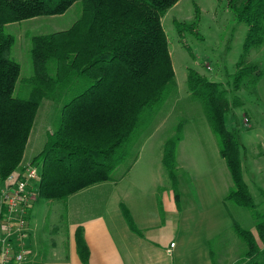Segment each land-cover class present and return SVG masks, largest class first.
<instances>
[{
  "label": "trees",
  "instance_id": "16d2710c",
  "mask_svg": "<svg viewBox=\"0 0 264 264\" xmlns=\"http://www.w3.org/2000/svg\"><path fill=\"white\" fill-rule=\"evenodd\" d=\"M179 1L0 0L1 181L20 168L38 111L46 100H59L62 108L55 131L48 133L44 149L33 160L42 166L39 197L62 202L66 208L71 196L113 181L118 167L134 158L127 169L131 168L139 156L145 114H153L178 93L162 19ZM77 3L82 11L72 28L32 38L34 74L21 80V65L13 59L16 40L5 27L64 15ZM228 3L236 22L248 26L236 71L229 76L230 86L235 93L245 92L261 104L258 85L264 67L248 58L252 51L264 48V0ZM177 30L181 34L187 28L179 24ZM187 86L191 97L203 105L232 179L225 202L247 209L255 222L257 236L233 221L232 230L247 247L243 261L264 264V209L256 204L244 179L242 128L228 127V116L246 105L238 95L231 103V90L193 69L188 72ZM183 138L180 124L176 135L164 144L163 165L177 200V151ZM135 148L138 152L134 155ZM260 193L264 203V189ZM124 213L137 232L131 215ZM76 238L81 259L88 263L82 230ZM211 258L215 264L212 249Z\"/></svg>",
  "mask_w": 264,
  "mask_h": 264
},
{
  "label": "rangeland",
  "instance_id": "374dc122",
  "mask_svg": "<svg viewBox=\"0 0 264 264\" xmlns=\"http://www.w3.org/2000/svg\"><path fill=\"white\" fill-rule=\"evenodd\" d=\"M81 11L82 5L77 3L64 15L39 17L21 23L9 24L5 27V32L14 36L16 40L13 59L21 65V80L29 79L34 74L31 60L32 38L69 30L79 19ZM162 24L169 41L178 93L174 96L171 95L153 114L151 111L145 114V120L140 128V139L144 142L150 134L152 140L141 156L142 162H144L143 167L141 169L136 167L140 174L135 178L143 179L144 173L146 177V172H148L146 169L152 165L148 161V156L154 153L159 156L157 154L160 152L161 156L164 155V143L176 135L177 126L182 124L184 138L177 151L178 176L180 174L184 177V183L192 185L201 182L202 179L208 182L210 176H207L206 172L212 171L215 174L219 170L224 172L226 180H229V185H231L230 173L224 160L222 163L218 144L206 119L203 105L200 101L194 100L188 90L187 76L189 70L193 69L210 81L222 83L225 89L231 90L229 94L231 103L238 95L247 106L242 112L239 109L233 110L228 116V127L230 129L242 128L240 132L243 133L241 142L244 148L241 158L242 164L245 163L243 171L249 180L251 194L263 211L262 204L264 203L260 190L264 189V154L261 159L254 160V151L260 148L261 143L253 137V133H246V130L253 123L256 124L264 120V105L245 92L235 93L232 91L229 77L236 71V64L243 52L248 26L236 22L233 12L229 8L228 0H180L162 19ZM179 24H183L187 28L181 34L177 30ZM257 52V50L252 51L248 60L250 63L264 67V54L263 56L258 55V57L256 56ZM52 104L47 101L42 103L33 127L35 133L32 132V141L27 147L25 162H22L20 167L31 163L30 161L33 162L47 141L46 133L55 131L62 103L58 100ZM49 106H53L52 109ZM43 125L41 131L40 126ZM39 133L40 135H38ZM37 141L38 144L35 145L34 142ZM159 144L160 146H158ZM137 152L138 148H135L133 154L135 155ZM133 159L131 158L120 165L113 175L114 178H119L132 164ZM34 163L35 165L39 164V162ZM165 176V179L158 177L155 179L159 184H170L166 170ZM217 179L221 186L225 185L224 177H217ZM60 204L64 203L60 202ZM48 206V201L38 197L33 204L31 213V225L32 228L34 226V236H36L40 250L44 246L42 242L44 232L51 234V224L56 216ZM227 206L230 216L229 225L236 221L243 228L257 234L255 222L247 209L237 207L230 202ZM66 213V208L63 207L60 224H66ZM223 231L222 235L210 243L215 255V264H230L229 256L225 254V250L231 237L236 241V248L241 249L243 254L247 250L246 245L237 238L232 228H225ZM258 261H261V258ZM242 263L254 264L252 262Z\"/></svg>",
  "mask_w": 264,
  "mask_h": 264
},
{
  "label": "crops",
  "instance_id": "0c3cea01",
  "mask_svg": "<svg viewBox=\"0 0 264 264\" xmlns=\"http://www.w3.org/2000/svg\"><path fill=\"white\" fill-rule=\"evenodd\" d=\"M263 54L264 48L256 56ZM258 94L264 105V79L258 85ZM46 101L55 103L52 100ZM49 107L52 109L53 106ZM246 107L239 108L240 112ZM43 127L40 126L41 131ZM248 129L246 133H253V137L261 143L260 148L254 151V160L261 159L264 154V120L253 123ZM32 132L23 163L27 147L32 141ZM151 140L152 135H149L141 142L143 147L142 150L140 148L136 162L119 178L71 196L66 204V224H60L65 204L48 201V208L56 216L51 224V234L44 232V246L41 250L30 217L29 245L32 255L28 261L17 264H214L210 243L222 235L225 228H232L233 225L232 222L228 224L230 216L228 203L225 202L233 184L229 185L224 172L219 170L215 174L212 171L206 172L210 176L208 182L202 179L192 185L184 183V177L179 174L177 200L169 177L170 184L167 185L159 184L155 179L166 177L161 152L157 154L159 156L156 153L148 156L152 165L147 167L146 177L144 173L143 179L137 180L135 177L140 172H137L136 167H143L141 156ZM34 143L37 145L38 141ZM43 149H40L41 152ZM216 176L224 177L225 185L221 186ZM244 179L249 184L245 173ZM124 210L131 215L137 232L129 226ZM79 229L88 247V263L83 262L78 251L76 235ZM172 244H175L173 248ZM225 251L230 264L253 263L251 260L243 261L242 250L236 248V241L232 237Z\"/></svg>",
  "mask_w": 264,
  "mask_h": 264
},
{
  "label": "built area",
  "instance_id": "2783aa9c",
  "mask_svg": "<svg viewBox=\"0 0 264 264\" xmlns=\"http://www.w3.org/2000/svg\"><path fill=\"white\" fill-rule=\"evenodd\" d=\"M41 170V164L31 162L0 180V264L24 263L32 255L29 222L39 197Z\"/></svg>",
  "mask_w": 264,
  "mask_h": 264
}]
</instances>
